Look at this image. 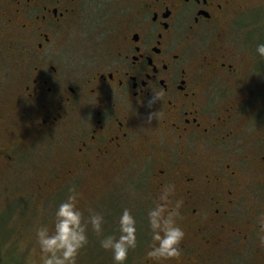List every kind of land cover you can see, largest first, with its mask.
<instances>
[{
    "label": "flooded vegetation",
    "instance_id": "flooded-vegetation-1",
    "mask_svg": "<svg viewBox=\"0 0 264 264\" xmlns=\"http://www.w3.org/2000/svg\"><path fill=\"white\" fill-rule=\"evenodd\" d=\"M245 3L0 0V176L63 139L58 182L100 178L113 193L140 179L145 210L174 186L182 253L149 256L148 231L141 264H264V127L245 129L264 30L238 25Z\"/></svg>",
    "mask_w": 264,
    "mask_h": 264
},
{
    "label": "rangeland",
    "instance_id": "rangeland-1",
    "mask_svg": "<svg viewBox=\"0 0 264 264\" xmlns=\"http://www.w3.org/2000/svg\"><path fill=\"white\" fill-rule=\"evenodd\" d=\"M245 5L249 6L246 18L244 14L238 25L248 27L251 37L254 32L251 28L262 27L264 30V0H246ZM248 42L257 41L249 38ZM253 51L256 55V46ZM79 54L77 51L74 53ZM261 64L264 65V61ZM262 82L264 84V78ZM257 97L260 98L255 103L257 110L254 121L245 127L249 133L253 130L257 132V122L258 126L264 127V92ZM17 135L18 132L13 130V136ZM52 143L34 148L31 154L19 157L12 167H3L5 170L0 176V263L40 264L35 227L50 224L57 205L67 197L70 189H75L80 193L79 206L84 209L86 216L89 208L103 212L106 218L105 234L116 231L117 219L123 208L131 209L137 220L138 243L135 249L129 251L126 264H141L150 241L146 233L151 231L147 210L139 193L140 188L146 191L144 182L134 179L131 184H126V179H117L118 182L120 180L121 188L113 193H100L102 188L97 182L100 178L90 183L85 178L76 182L63 179L58 182L52 178V174L59 169L62 159L60 150L52 149V146L62 145L63 139ZM43 145H46L45 148ZM38 185L45 187L39 190ZM88 235V243L80 251L77 264H113L111 252L100 247L99 238L90 227Z\"/></svg>",
    "mask_w": 264,
    "mask_h": 264
},
{
    "label": "clouds",
    "instance_id": "clouds-1",
    "mask_svg": "<svg viewBox=\"0 0 264 264\" xmlns=\"http://www.w3.org/2000/svg\"><path fill=\"white\" fill-rule=\"evenodd\" d=\"M256 53L264 58V42L256 45ZM160 95L154 92L149 103ZM157 118V111L148 114V120ZM174 186H162L154 198V206L147 210L151 230V246L147 254L155 259L171 260L180 257L185 230L178 223L182 201L170 206ZM80 193L70 189L67 197L55 208L50 224L35 227L36 250L40 264H77L80 251L88 243L89 227L99 238L101 248L110 251L113 264H126L131 249L137 247V220L131 209L125 207L117 219L116 231L105 234L106 218L103 212L89 208L88 215L79 206ZM256 223L261 243H264V212L257 215Z\"/></svg>",
    "mask_w": 264,
    "mask_h": 264
},
{
    "label": "trees",
    "instance_id": "trees-1",
    "mask_svg": "<svg viewBox=\"0 0 264 264\" xmlns=\"http://www.w3.org/2000/svg\"><path fill=\"white\" fill-rule=\"evenodd\" d=\"M264 41V40H263ZM1 264V263H0Z\"/></svg>",
    "mask_w": 264,
    "mask_h": 264
}]
</instances>
